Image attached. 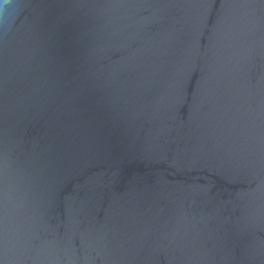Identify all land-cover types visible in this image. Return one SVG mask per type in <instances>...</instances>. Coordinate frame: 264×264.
Segmentation results:
<instances>
[{"label":"water","instance_id":"95a60500","mask_svg":"<svg viewBox=\"0 0 264 264\" xmlns=\"http://www.w3.org/2000/svg\"><path fill=\"white\" fill-rule=\"evenodd\" d=\"M0 264H264V0H6Z\"/></svg>","mask_w":264,"mask_h":264},{"label":"clouds","instance_id":"9594fccd","mask_svg":"<svg viewBox=\"0 0 264 264\" xmlns=\"http://www.w3.org/2000/svg\"><path fill=\"white\" fill-rule=\"evenodd\" d=\"M0 6L7 7L6 0H0Z\"/></svg>","mask_w":264,"mask_h":264}]
</instances>
